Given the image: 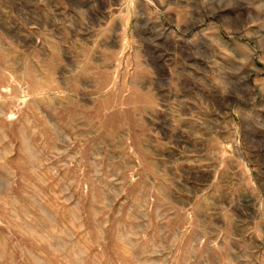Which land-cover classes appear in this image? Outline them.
<instances>
[{"label": "rangeland", "instance_id": "1", "mask_svg": "<svg viewBox=\"0 0 264 264\" xmlns=\"http://www.w3.org/2000/svg\"><path fill=\"white\" fill-rule=\"evenodd\" d=\"M0 264H264V0H0Z\"/></svg>", "mask_w": 264, "mask_h": 264}]
</instances>
